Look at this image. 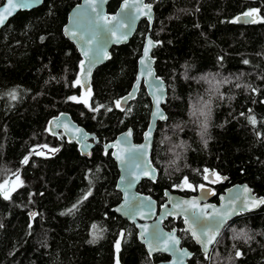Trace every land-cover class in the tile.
<instances>
[{"label": "trees", "instance_id": "16d2710c", "mask_svg": "<svg viewBox=\"0 0 264 264\" xmlns=\"http://www.w3.org/2000/svg\"><path fill=\"white\" fill-rule=\"evenodd\" d=\"M78 1L43 0L0 28V182L14 173L19 180L8 199L0 190V264L166 259L148 256L134 226L112 210L120 199L117 170L102 148L127 127L138 142L146 127L150 103L141 84L124 108L116 102L134 80L147 24L140 21L126 44L110 48L84 92L75 84L80 57L61 31ZM119 1L110 0L106 10L113 12ZM146 1L153 5L149 33L156 42L155 74L167 90L166 119L157 122L150 154L157 177L141 181L137 190L160 204L164 189L191 193L207 169L225 177V186L243 182L264 198V0ZM251 9H258L255 23H233ZM61 112L94 134L98 143L89 158L61 132L48 133V119ZM41 145L57 151L35 154ZM169 220L163 226L177 227L191 252L188 264H264V203L230 219L207 255L182 232L181 219ZM241 231L247 237L237 239Z\"/></svg>", "mask_w": 264, "mask_h": 264}, {"label": "water", "instance_id": "95a60500", "mask_svg": "<svg viewBox=\"0 0 264 264\" xmlns=\"http://www.w3.org/2000/svg\"><path fill=\"white\" fill-rule=\"evenodd\" d=\"M109 1L79 0L67 11L61 31L63 36L73 44L80 57L78 79L81 80L80 86L82 90L87 92L94 69L107 60L110 48L126 44L132 37L140 21L144 20L147 24V31L136 61L134 80L127 93L118 100L120 101L119 108H124L128 101L135 97L141 84L150 103L146 127L142 132L141 140L138 142L133 140L132 129L127 127L117 133L111 141L102 144L104 151H110L117 170L114 188L119 193L120 199L112 207V210L116 215L134 226L137 240L143 246L148 256L162 254L167 257L153 264H188L187 261L191 256V252L181 245L176 228L169 230L163 228V219L169 216L182 218V230L188 234L193 243L199 248V251L207 255L225 224L239 214L257 210L263 203H256V201L264 198L255 195L251 188L243 182L233 183L225 187L223 192L218 194L217 202H210L208 200L211 194L207 193L206 189H198L197 193L192 196H181L168 189H164L162 193L164 201L161 205H158L157 201L150 195L137 190V186L142 180L154 181L157 177V171L150 160V154L157 122H163L165 119L154 117L153 113L158 107L166 117L162 106L166 101L167 90L164 81L155 74L153 67L152 50L156 46V42L151 39L149 33L154 17L152 3L146 0H120L115 10L108 12L106 7ZM125 4H127V7H125ZM146 4L151 6L150 11L143 7ZM2 5H6V0H2L0 6ZM19 11L24 10H17L7 18L5 23ZM242 14L240 13L236 17ZM257 17L258 14L254 13L253 18L256 19ZM236 23L241 25L249 24L242 21ZM122 24L128 26H121ZM72 32L76 33L75 38L71 35ZM94 33L96 34V39H92ZM113 33L115 34L113 35ZM125 35L127 36L126 39L123 38ZM81 36L84 38L83 41L80 40ZM89 39H92V43L82 46L84 45V41ZM149 39L153 42V46L149 47L148 56L145 57L144 52ZM85 50L88 52L87 56L84 55ZM142 59L144 60L143 64L141 63ZM81 61L84 62L83 70L80 66ZM91 61L96 62L92 63ZM133 93L134 95H132ZM126 97H128L127 102L124 100ZM158 99L160 103L157 105L156 101ZM46 128L51 135H58L61 132L67 140L74 141L77 144L80 155L86 158L90 157L91 149L97 143V139L93 133L85 131L68 114L63 112L49 118ZM150 128L151 134L146 138V134L149 133ZM137 149L140 151H137ZM212 173L213 171L207 172L208 180H213ZM153 175L154 179L152 178ZM225 179V177L221 176L222 181ZM129 181L132 182L131 187H129ZM245 188L248 191H245ZM193 202L197 205L196 207H192ZM177 205H180V207H177ZM241 207H244V211L242 212L239 211ZM117 209H120V211H117ZM233 209L236 211L229 215L224 223L220 225L219 231L214 234L209 233L206 248L197 239L193 238L190 224L185 223L186 219H191L193 213L214 217L217 212H231ZM205 222L214 227L212 220ZM153 233H158L159 239H153ZM170 235H174L179 240V243L175 244L170 240ZM197 235L199 236L198 230ZM165 247L169 250L165 251ZM182 250H186L188 255H184Z\"/></svg>", "mask_w": 264, "mask_h": 264}, {"label": "snow or ice", "instance_id": "6c2138e0", "mask_svg": "<svg viewBox=\"0 0 264 264\" xmlns=\"http://www.w3.org/2000/svg\"><path fill=\"white\" fill-rule=\"evenodd\" d=\"M43 3V0H6V5H2L0 6V26H3L5 21L7 20V18L11 15H13L17 10H31L32 8L40 5ZM125 7H127V4H125ZM144 8H147L149 9V11L151 10V6L150 5H143ZM93 11H95V9H93ZM254 13H258V9H251L249 11H246L244 12L241 16H238L235 18V20L233 21V23L235 22H240L242 21L243 23H255V19L253 18V15ZM121 26H128V25H121ZM130 27V26H129ZM67 31V29H66ZM111 31V30H109ZM115 33H113L114 35ZM71 35L73 36V38L76 37V33L75 32H72ZM124 39L127 38V36L125 35L123 37ZM43 39V37L41 38ZM92 39H96V34L94 33L93 34V37ZM92 39H89L87 41H84V45L82 46H86V45H89L92 43ZM80 40H84L83 36L80 37ZM153 46V42L149 39L148 40V45L146 46L145 48V52H144V56L147 57L148 56V50H149V47ZM84 55L87 56L88 55V52L87 50L84 51ZM92 63H95L96 61H91ZM141 63L143 64L144 63V60L142 59L141 60ZM245 64H248L249 61L245 60L244 61ZM80 66H81V69L83 70V66H84V62L81 61L80 62ZM88 71H90V69H88ZM75 84L76 85H80L81 84V80L80 79H77L75 81ZM157 87H159V85H157ZM248 87H251L250 85ZM134 95V93L132 94ZM15 98V97H13ZM69 100H73V101H77V97L75 96H72V97H69L68 98ZM127 99L128 97L124 98L125 102H127ZM79 102V101H78ZM157 105L160 103V100L158 99L156 101ZM117 104V107H119L120 105V101H117L116 102ZM100 107H104L103 105H100L98 106L96 109H94L95 111H99V108ZM109 111L111 109H108ZM251 111V110H249ZM241 115H244L243 113H241ZM153 116L154 117H158L159 119H166V117L164 116V113L162 111L159 110V108L157 107L156 111L153 113ZM251 119V123L255 124V119L254 118H250ZM49 131H51V129H49ZM151 134V128L149 129V133L146 134V138L148 136H150ZM207 145V142L205 141V146ZM144 147V146H142ZM52 151H57V149H53ZM137 151H140L139 149H137ZM87 154V153H85ZM141 155H143V153H141ZM23 163L24 164H27L28 163V157H25L24 160H23ZM205 173L208 172L207 169L204 170ZM147 174V173H145ZM215 175V174H214ZM153 179L155 178L154 175L152 177ZM217 179H220V177L217 175L216 177ZM204 179L205 180H208L209 177L208 175H205L204 176ZM131 181H129V187H131ZM184 184H187L190 188L192 187L191 184H189L187 178L184 179L183 181ZM200 189L201 190H204V185L201 184L199 185ZM245 191H248L247 188H245ZM91 193L89 192L88 195H90ZM41 195H43V193H41ZM9 196L7 194H4V199H8ZM85 199L87 198V196L84 197ZM183 203H187V202H183ZM256 203H264V199H260L258 201H256ZM197 205L195 204V202L192 203V207H196ZM77 207V205H73L72 206V209H69L68 212L71 213L73 209H75ZM177 207H180V205H177ZM117 211H120V209H117ZM236 210L233 209L231 212L229 211H225V212H217L216 215L214 217H209V216H205L203 214H200V215H197L195 213L192 214L191 216V219L188 220L186 219L185 220V223H189L190 224V227H191V234L193 236V238L197 239V241L199 243H201L202 245L205 246L206 248V244L208 242V236H209V233H215V232H218L219 231V228H220V225L224 223V221L228 218L229 215H231L233 212H235ZM239 211H244V207H241L239 209ZM64 214V213H62ZM128 214H131V213H128ZM37 213L35 212H32V213H29V216L30 218L34 219L36 217ZM207 220H212L213 223H214V227L208 223H206L205 221ZM194 226V227H192ZM0 227H3L2 224H0ZM29 227L31 228V225H29ZM93 227L95 228V225H93ZM197 230L199 231V236L197 235ZM123 236V233L121 234ZM242 237H247V233H245L244 231H241L237 234L236 238L239 239V238H242ZM153 239H159V234L158 233H153V236H152ZM169 239L172 240L175 244H178L179 243V240L175 238L174 235H170L169 236ZM117 250H119V242H117ZM165 251H168L169 249L167 247L164 248ZM183 254L184 255H188V253L186 252V250H182ZM241 253L239 251L236 252V256H240Z\"/></svg>", "mask_w": 264, "mask_h": 264}, {"label": "flooded vegetation", "instance_id": "af4514ba", "mask_svg": "<svg viewBox=\"0 0 264 264\" xmlns=\"http://www.w3.org/2000/svg\"><path fill=\"white\" fill-rule=\"evenodd\" d=\"M59 135V134H58ZM97 143H98V141H97ZM96 143V144H97ZM95 144V145H96ZM94 145V146H95ZM93 146V147H94ZM92 147V148H93ZM92 150V149H91ZM215 173L213 172L212 173V178H213V180H205L204 178H203V181H201V182H199L198 183V185H197V187H196V189L195 190H191L192 192L191 193H189V194H187V195H181V196H192V195H195L196 193H197V191H198V189H200V187H199V185H201V184H203L204 185V189H206L207 190V193H210L211 194V196H210V198L208 199L210 202H217V196H218V194H220V193H222L223 192V190H224V188L225 187H227V186H225L224 185V183H225V180L224 181H222L221 180V176L220 175H218L219 177H220V179H217L216 177H217V174H215ZM206 175V174H205ZM143 181V180H142ZM138 187V186H137ZM220 187H222L221 188V190L220 191H218V189L220 188ZM140 192V191H139ZM172 192H174V191H172ZM176 193V192H175ZM178 194V193H177ZM180 195V194H179ZM163 197V196H162ZM164 201V198H163V200L161 201V203L160 204H158V205H161L162 204V202ZM170 218H172V219H181V230H182V218H180V217H178V218H174V217H166L165 219H163L162 220V226H163V223H164V221L166 220V219H168V221H170L169 223H171L172 221L171 220H169ZM163 228H165L164 226H163ZM172 228H176V230H177V234H178V236L180 237V235H179V232H178V229H177V227H175L174 225L173 226H171V227H169V228H165V229H167V230H169V229H172ZM182 232H184L183 230H182ZM186 235H188L186 232H184ZM190 238V237H189ZM191 239V238H190ZM192 241V240H191ZM193 242V241H192ZM183 246V245H182ZM155 255V254H154ZM153 256V255H152ZM167 258V257H166Z\"/></svg>", "mask_w": 264, "mask_h": 264}, {"label": "rangeland", "instance_id": "374dc122", "mask_svg": "<svg viewBox=\"0 0 264 264\" xmlns=\"http://www.w3.org/2000/svg\"><path fill=\"white\" fill-rule=\"evenodd\" d=\"M264 101V100H263ZM53 149L46 146V145H41V146H37L34 148V153L38 154V155H46L49 153H52ZM19 184V180L17 178V174L14 173L12 175H10L8 178H6L5 180H3L2 182H0V190L1 192L4 194H9L16 186H18Z\"/></svg>", "mask_w": 264, "mask_h": 264}, {"label": "clouds", "instance_id": "9594fccd", "mask_svg": "<svg viewBox=\"0 0 264 264\" xmlns=\"http://www.w3.org/2000/svg\"><path fill=\"white\" fill-rule=\"evenodd\" d=\"M209 118H211V112L209 113Z\"/></svg>", "mask_w": 264, "mask_h": 264}]
</instances>
